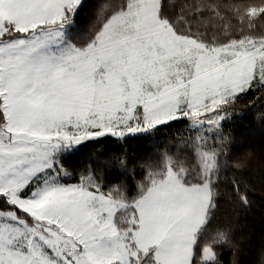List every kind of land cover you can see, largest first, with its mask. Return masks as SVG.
<instances>
[{
	"label": "snow or ice",
	"instance_id": "6c2138e0",
	"mask_svg": "<svg viewBox=\"0 0 264 264\" xmlns=\"http://www.w3.org/2000/svg\"><path fill=\"white\" fill-rule=\"evenodd\" d=\"M84 7L0 0V264H224L221 205H250L236 173L256 157L227 126L264 102V0H114L82 35ZM171 128L138 181L126 157L70 163Z\"/></svg>",
	"mask_w": 264,
	"mask_h": 264
},
{
	"label": "trees",
	"instance_id": "16d2710c",
	"mask_svg": "<svg viewBox=\"0 0 264 264\" xmlns=\"http://www.w3.org/2000/svg\"><path fill=\"white\" fill-rule=\"evenodd\" d=\"M114 0H85V7L78 18L81 34L86 35L98 12L96 5L111 3ZM177 6L184 0H176ZM226 2V0H220ZM245 3L260 4L261 0H242ZM257 32H264V26H258ZM240 114L230 122L227 130L236 137L233 155L246 148L255 150L256 157L250 166L236 175L240 178L245 191L249 193L251 201L248 207H233L225 201L221 205V215L218 220L223 224L231 221L233 224V237L238 243L235 257L228 249L223 251L224 264H258L259 254L264 249V122L259 119V113L264 112V102L257 96L243 97L238 104ZM184 129L171 128L149 136L129 137L125 142L118 143L109 139L101 144H93L73 158L70 163L77 172L83 170L87 164H98L101 167H111L113 160L126 157L129 167L136 171L135 179L138 181L142 175L137 165L146 159H158L164 151H172L176 138L183 135ZM122 181L127 176L120 177ZM69 182H75L73 177Z\"/></svg>",
	"mask_w": 264,
	"mask_h": 264
}]
</instances>
